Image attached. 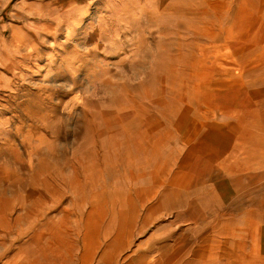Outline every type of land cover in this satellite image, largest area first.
Masks as SVG:
<instances>
[{"label": "rangeland", "instance_id": "1", "mask_svg": "<svg viewBox=\"0 0 264 264\" xmlns=\"http://www.w3.org/2000/svg\"><path fill=\"white\" fill-rule=\"evenodd\" d=\"M0 264H264V0H0Z\"/></svg>", "mask_w": 264, "mask_h": 264}, {"label": "crops", "instance_id": "2", "mask_svg": "<svg viewBox=\"0 0 264 264\" xmlns=\"http://www.w3.org/2000/svg\"><path fill=\"white\" fill-rule=\"evenodd\" d=\"M15 0H11V2H14ZM27 0H25L26 2ZM95 0H28V2H33L35 5L39 4H62V5H67V4H74V5H83V4H89L93 3ZM21 2V1H20Z\"/></svg>", "mask_w": 264, "mask_h": 264}]
</instances>
